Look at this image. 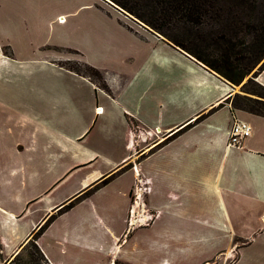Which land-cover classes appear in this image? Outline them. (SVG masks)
<instances>
[{"label":"crops","instance_id":"obj_1","mask_svg":"<svg viewBox=\"0 0 264 264\" xmlns=\"http://www.w3.org/2000/svg\"><path fill=\"white\" fill-rule=\"evenodd\" d=\"M54 27L112 68L53 47ZM255 82L264 90V67ZM233 93L102 0H0V264L50 216L34 242L47 264H264V117ZM234 120L251 129L240 148L227 146ZM135 172L156 213L144 227L128 224Z\"/></svg>","mask_w":264,"mask_h":264},{"label":"rangeland","instance_id":"obj_2","mask_svg":"<svg viewBox=\"0 0 264 264\" xmlns=\"http://www.w3.org/2000/svg\"><path fill=\"white\" fill-rule=\"evenodd\" d=\"M102 1L109 7L120 9L132 26L142 27L171 45L179 46L182 49L176 48L227 81L234 91L230 101L235 108L264 116V90L255 82L257 72L264 67V0H118L122 4ZM60 19L55 20L56 25L64 26L67 17L63 21ZM72 21L75 22L73 18L70 19ZM76 23L93 28L96 21L80 17ZM40 33L48 35L47 31ZM104 40L108 45L107 38ZM53 44L56 48L61 44L78 45L94 64L109 70L113 66L107 63L105 57L94 56L93 41L77 33L54 27ZM66 49L76 51L69 47ZM65 66L96 81L80 64L65 63ZM90 67L101 76L104 73ZM61 92L68 97L74 93L72 89H62ZM56 128L54 133L57 138L61 132L72 134L71 126L60 131ZM73 148L75 146H71ZM147 210L153 214L151 218L156 215L155 211ZM36 236L34 234L31 241L7 264H32L29 253L34 252L32 244ZM35 256L34 264H47L40 256Z\"/></svg>","mask_w":264,"mask_h":264},{"label":"built area","instance_id":"obj_3","mask_svg":"<svg viewBox=\"0 0 264 264\" xmlns=\"http://www.w3.org/2000/svg\"><path fill=\"white\" fill-rule=\"evenodd\" d=\"M250 132L251 129L249 125L243 121L234 120L231 130L228 134L227 146L230 148H240L242 142L249 136ZM138 175L139 174L136 173V180L134 181L132 187V198L129 208L128 224H134L137 227H143L150 223L153 214L144 207L142 202V198H144L148 192L147 180H145L143 177H138Z\"/></svg>","mask_w":264,"mask_h":264},{"label":"trees","instance_id":"obj_4","mask_svg":"<svg viewBox=\"0 0 264 264\" xmlns=\"http://www.w3.org/2000/svg\"><path fill=\"white\" fill-rule=\"evenodd\" d=\"M111 1L116 2L117 4H122V3H121L120 1H118V0H111ZM122 6H124V5H122ZM176 47L180 48L179 46H176ZM180 49H182V48H180ZM194 60H195V59H194ZM80 65H81L86 71H88L89 74L92 75V78H94L96 81H101V74H100L96 69H94V68H92V67H90L89 65L84 64V63H81ZM68 69H70L72 72H76V73H78L76 70H74V69H72V68H68ZM87 76H88V75H87ZM89 78H90V77H89ZM251 113H253V112H251ZM255 114H259V115H261L260 113H255ZM262 117H264V116H262ZM68 206H71V204L68 205ZM50 220H52V217H51V216L46 220V222L44 223V225L38 230V232L36 233V235L40 234V233L42 232V230L45 229L46 225L50 222ZM30 241H31V240H30ZM28 243H29V242H28ZM32 248H33L34 252H33V253H29V259H30V262H31L32 264H34V263L36 262V258H35L36 256H35V255L40 256L42 259H44L43 256H42V254L40 253L39 249H38L37 246L35 245V243L32 244ZM44 260H45V259H44Z\"/></svg>","mask_w":264,"mask_h":264},{"label":"water","instance_id":"obj_5","mask_svg":"<svg viewBox=\"0 0 264 264\" xmlns=\"http://www.w3.org/2000/svg\"><path fill=\"white\" fill-rule=\"evenodd\" d=\"M108 2V1H107ZM120 10V9H119ZM185 53V52H184ZM186 54V53H185ZM188 55V54H187ZM188 56H190V55H188ZM190 57H192V56H190Z\"/></svg>","mask_w":264,"mask_h":264}]
</instances>
